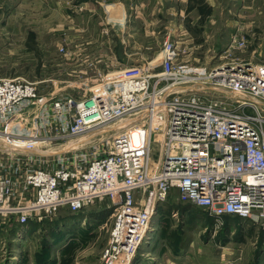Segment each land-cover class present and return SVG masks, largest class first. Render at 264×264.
<instances>
[{
    "label": "built area",
    "instance_id": "1",
    "mask_svg": "<svg viewBox=\"0 0 264 264\" xmlns=\"http://www.w3.org/2000/svg\"><path fill=\"white\" fill-rule=\"evenodd\" d=\"M178 55L170 39L158 63L106 73L79 100L42 101L32 83L0 79V129L40 102L34 119L44 134L34 138L51 139L53 126L61 142L111 133L65 152L27 154L37 148L28 137L0 130V211L41 223L106 201L113 227L100 264H131L173 190L215 227L237 218L264 229V63L207 68L179 64ZM208 90L238 97L211 99Z\"/></svg>",
    "mask_w": 264,
    "mask_h": 264
},
{
    "label": "rangeland",
    "instance_id": "2",
    "mask_svg": "<svg viewBox=\"0 0 264 264\" xmlns=\"http://www.w3.org/2000/svg\"><path fill=\"white\" fill-rule=\"evenodd\" d=\"M186 1L181 6L185 7ZM209 1L213 10L208 9L207 0L192 1L193 13L211 14L213 23L197 28L190 24V14L184 20L181 18L183 21L176 31L167 34L168 28L159 27V40L164 42L157 50L158 55L163 44L171 39L178 45L179 64L214 68L232 62L264 63V0ZM179 6L170 7V18L175 17ZM162 9L170 10L167 4ZM164 14L166 22L169 14ZM87 23L86 26L74 19L69 25L65 18L51 17L48 8L38 0H0V79L32 83L42 101L65 97L79 100L92 95L106 73L130 66L110 65L108 59L118 51L96 48L92 39L102 36L98 32L94 34L96 26L100 29L99 22L92 17ZM103 36L107 38V34ZM240 40L245 41L244 49L233 44ZM159 61L157 58L155 63ZM204 96L225 100L238 97L212 90ZM40 104L37 102L14 115L0 129L16 137H28V142L37 148L27 154L65 152L77 144L84 147L98 137L108 138L111 134L104 133L80 143H74L76 138L68 136L61 142L53 138L57 132L53 126L47 133L51 139L34 138L44 134L34 119ZM114 127L118 131L120 125ZM0 147L3 150L6 147L1 139ZM156 150L153 146L154 153ZM151 162L157 164L155 156ZM164 204L181 207L175 190ZM107 205L106 201L96 202L77 213L63 208L41 223L36 217L19 223L18 214L0 211V264H100L113 227V212ZM156 215L157 212L151 218L140 249L152 251L150 245L156 242L172 243L163 253L184 260L179 264H264V229L235 219H224L215 227L213 219L197 209L189 215H182L181 211L178 216L168 214L166 225ZM142 253L138 251L134 257L135 264H145Z\"/></svg>",
    "mask_w": 264,
    "mask_h": 264
},
{
    "label": "crops",
    "instance_id": "3",
    "mask_svg": "<svg viewBox=\"0 0 264 264\" xmlns=\"http://www.w3.org/2000/svg\"><path fill=\"white\" fill-rule=\"evenodd\" d=\"M48 8L51 17H60L69 21V25L74 23V19H78L80 22H84L87 26V20L92 21V17L99 22L100 29H96L94 34L98 32L101 34L100 39H92V44L96 48L110 49L118 51L113 57H110V65H128L139 66L146 65L150 61L158 58V52L160 45L164 42L159 40L161 33L159 27L163 26L165 30L168 28V33L173 32L177 25L180 27L181 20L188 15L192 14L190 24L197 28L204 27L211 21V14L205 15L201 13H193L194 5L192 1L187 0L186 6L183 7V0H38ZM208 1V9L213 10L211 2ZM190 4L187 6V4ZM167 4V14H169V20L172 22L164 21L166 13L162 9V5ZM180 4L178 13L174 18H170L173 6ZM192 11L189 13L187 11ZM164 14V15H163ZM187 16H186V15ZM90 17V18H88ZM182 18V19H181ZM182 20V21H183ZM104 23V24H103ZM185 24V21H184ZM84 25V26H85ZM104 26L107 29H104ZM185 27L186 24H185ZM149 29H151L149 31ZM84 30V29H83ZM107 30V31H106ZM175 29L174 31H176ZM69 34V33H68ZM107 34V38L103 36ZM93 35V33H92ZM69 36V35H68ZM88 37L87 35H84ZM102 39V40H101ZM69 40V39H68ZM175 41V40H174ZM88 42L87 44H89ZM161 49V48H160ZM152 51V53H150ZM111 60V61H110ZM67 209V208H66ZM193 210H196L191 204L181 203V207H174L169 204H164L157 207V217L159 214L160 223L164 222V225L168 224L166 217L168 214L177 215L181 211L182 215L191 214ZM201 211L200 209H197ZM204 213L203 211H201ZM205 214V213H204ZM166 223V224H165ZM173 245L168 243L167 245L156 242L153 246V250L140 249L145 261V264H179L181 261L178 256H168L163 253ZM137 255V254H136ZM136 258V256H135ZM135 258L132 259L134 264ZM143 264V263H142Z\"/></svg>",
    "mask_w": 264,
    "mask_h": 264
},
{
    "label": "trees",
    "instance_id": "4",
    "mask_svg": "<svg viewBox=\"0 0 264 264\" xmlns=\"http://www.w3.org/2000/svg\"><path fill=\"white\" fill-rule=\"evenodd\" d=\"M226 219H227V220H229V219H235V220H239V219H237V218H226ZM226 219H225V220H226Z\"/></svg>",
    "mask_w": 264,
    "mask_h": 264
},
{
    "label": "bare ground",
    "instance_id": "5",
    "mask_svg": "<svg viewBox=\"0 0 264 264\" xmlns=\"http://www.w3.org/2000/svg\"><path fill=\"white\" fill-rule=\"evenodd\" d=\"M18 114V113H17ZM16 115V114H15ZM30 154H32V153H30ZM6 211V210H5ZM160 220V219H159ZM243 222V221H242ZM63 229V228H62ZM228 231V230H227ZM148 237V236H147ZM152 240V239H151Z\"/></svg>",
    "mask_w": 264,
    "mask_h": 264
}]
</instances>
